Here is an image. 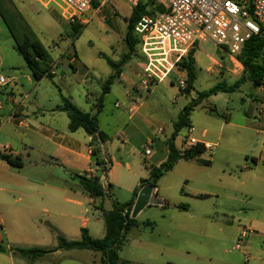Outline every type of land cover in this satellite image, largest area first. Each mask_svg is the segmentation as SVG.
<instances>
[{
	"label": "rangeland",
	"instance_id": "374dc122",
	"mask_svg": "<svg viewBox=\"0 0 264 264\" xmlns=\"http://www.w3.org/2000/svg\"><path fill=\"white\" fill-rule=\"evenodd\" d=\"M13 1L33 35L51 55L52 68L55 72L53 79L44 78L36 82L23 58L14 49L7 28L1 23V30L6 32L11 43L7 45L0 36V49L7 53L11 50L10 46L13 48L10 52L19 64L14 70L15 74L20 78L25 91L30 94L25 102L26 114L22 119L28 126L39 128V125H43L65 132L69 127V120L67 114L61 111L63 98L69 99L83 112L95 115L97 101L103 92L102 86L113 74L102 55L119 62L129 53L125 36L132 14L131 8L124 0H109L100 8V14L94 17H91V13L88 14L91 21L83 25V32L73 41L71 22L62 17L59 1L55 0L53 3H49V0ZM208 49L207 47V53L201 50L195 53L196 81L189 94L181 93L175 76H172L166 82L153 87L150 94H143L137 98L135 103L140 107L133 117L128 113L131 104L129 98L134 95L133 92L139 84L144 57L138 51L131 55L123 68V75L114 82L109 94L104 97L103 111L98 116L101 131L108 136L106 150L113 161L119 163L114 171L115 179L121 180L124 186L115 185L111 189V197L97 200L96 206L103 201L104 207L110 210L114 201L120 204L131 201L133 194L128 184L132 183V178L139 181L147 180L151 171L159 168L168 158L166 141L173 135L174 123L177 122L180 112L197 100L200 93L222 84L233 85L243 78L244 67L241 64L231 62L225 52L214 53ZM71 56L75 57L74 62ZM57 63L60 64L59 70H62V73L55 71ZM117 103L120 104V108H116ZM261 107H264V86L256 87L246 83L235 92L221 91L195 108L191 114L192 126L196 129L194 135L198 136V133L205 129L211 130L210 139L218 143L214 154L221 165L208 169L200 167L195 161L176 162L174 168L157 182L159 196L168 202L169 208L146 207L139 213L136 218L139 227L129 232L127 241L119 252L122 261L142 264H184L179 251L180 246L184 247V242L190 240L206 243L205 236L201 234L202 224L208 222L197 217L194 225L182 230L181 225L185 224L184 218L187 215L177 211L176 207L189 206L192 211L202 215L210 213L218 202H225L227 209L235 211V206L239 203L232 199L221 196L219 199L214 197L200 200L194 195L211 191L212 188L205 183L221 176L222 169H225L227 176L230 175L229 180L235 186H239L246 174L254 172L252 158L264 155V116L258 117ZM212 109L226 115L231 123L224 127L220 138V126L222 122L226 123V120L211 115ZM159 127L166 128V134L155 141L156 130ZM16 132L36 150L21 151L24 167L12 169V174L18 179L10 186L14 192L6 196L12 209L2 208L5 223L0 224V244L8 248L57 251L34 263L14 253L0 254V264H101L99 253L57 249L58 235L69 241L81 240V225L85 219H89L90 222L88 226L90 235L96 239H103L105 223L100 211L90 203L89 195L79 187L78 181L73 179L64 166L48 158H45L46 162H41L38 146L43 142L42 137L31 134L24 138L21 136L22 129L16 128ZM82 132L85 131L81 130L80 133ZM187 134V128L180 131L175 141L177 148L183 150ZM147 138L153 139L155 153L153 157L145 155L143 143ZM125 156H129L127 161ZM201 158L209 159L205 154ZM131 160L136 163L133 164ZM127 162L131 163L130 169H127ZM226 162L230 164L229 167L222 166ZM246 165L248 170H245ZM26 177L40 180L41 183L36 182L33 185L38 191H52L51 186L64 190L68 188L69 192L71 191L69 198L79 199L84 205L78 207L65 202L59 203L48 197L45 200L39 196L29 198V195H33L31 189L21 184ZM42 181L45 182L44 185ZM45 209L49 214L45 213ZM147 222L154 223L153 230L145 226ZM230 230L234 235V229ZM211 234L216 235L214 232ZM218 238L225 241L229 235H219ZM232 245H226L224 249L231 250ZM235 254L216 253L219 262L215 264H222V260L228 261L229 256ZM201 264L210 262L205 261Z\"/></svg>",
	"mask_w": 264,
	"mask_h": 264
},
{
	"label": "crops",
	"instance_id": "0c3cea01",
	"mask_svg": "<svg viewBox=\"0 0 264 264\" xmlns=\"http://www.w3.org/2000/svg\"><path fill=\"white\" fill-rule=\"evenodd\" d=\"M21 2V0H19ZM132 12V9H131ZM100 14V10L94 9L91 12V17ZM3 23L0 19V25ZM0 28V36L2 40L10 45V39ZM10 35V34H9ZM11 37V36H10ZM12 39V38H11ZM13 40V39H12ZM8 50L7 53L0 49V76H4L8 80V85L5 87L0 86V153L11 155L13 157H20L22 159L21 151L25 150H36L32 147L31 143L23 140L20 137V133L17 134V129H22V135L24 138H28L31 134H35L42 137L43 142L38 146V151L41 154V162H46L45 158H48L52 162L60 163L69 172L70 175L75 176H86L88 178L100 177V182L104 187L112 185L124 186L121 180L115 179V168L119 164L111 158L106 150V144L100 145L99 143H94L92 137L87 135L86 132L80 129L74 133L69 131V127L65 132H59L56 129L46 128L43 125H39V128L33 127L31 125L23 126L21 121H24L22 117H25L26 106L25 102L29 99L30 94L25 91L24 85L21 84L20 78L16 76L15 68H18V60L12 56L13 51ZM72 57V61H75V57ZM196 59V57H195ZM216 63L215 61L213 62ZM56 64V63H54ZM58 64V63H57ZM216 65V64H215ZM60 64L56 67L55 71L62 73L59 70ZM123 75V73H122ZM121 75V76H122ZM135 96V95H134ZM135 98V97H134ZM131 104L133 103L132 96L129 98ZM137 100V99H136ZM130 104V105H131ZM140 107V106H139ZM138 107V110H139ZM211 115L215 117H223L226 120L222 122L220 126L219 138L222 135L224 127L231 125L229 118L220 113L218 116L215 113L210 112ZM135 116V115H134ZM133 117V116H130ZM69 120V119H68ZM194 127V126H193ZM195 128V127H194ZM211 130L205 129L196 136L202 143L214 145V151L218 148V143L210 139L212 137ZM166 134V128L159 127L156 130L155 141L161 136ZM19 135V136H18ZM152 138H147L143 143L144 149L147 142ZM125 143L127 140L124 141ZM154 145V144H153ZM168 148V147H167ZM98 150V159L108 162L107 171L104 174L100 173V170L96 164V158L93 156V151ZM207 155V153H204ZM155 155L153 153L152 157ZM126 161L129 156H125ZM210 162L209 166H202L204 168L213 169L214 167L221 165L219 160L216 158V154L213 152V157L210 159H204ZM23 161V160H22ZM167 159L164 161L166 162ZM253 165H255L254 172L252 174H246L240 181L239 186H235L230 180V175L226 174L225 169H222V175L214 177V181L205 183L208 184L212 190L207 191L206 194L197 193L194 195L195 198L200 200H206L210 198L219 199L221 196L225 199H232L237 201L239 204L235 206V211L232 212L226 207L225 202H218L210 213L198 214L192 211L189 206L187 209H179L176 207L177 211L187 215L184 218L185 224L181 225L182 230H187L190 225L195 224L197 217L205 219L208 224H202V236H205L207 242L201 243L198 241H185L184 247L180 246V254L182 255V260L184 264H201L202 262L209 261L210 264H215L219 262L216 253H222V255H229L232 252L236 253L234 256H229L228 261H223L222 264H264V155L259 158H252ZM133 164L136 162L131 160ZM36 165H38L36 163ZM131 163L127 162V169H130ZM223 167H229L228 162L222 164ZM24 167V162H23ZM155 168V167H154ZM12 169H15L0 157V224L4 225L5 220L2 217V208L11 210L10 201L7 199V194H12L14 191L10 188L12 183L18 179L14 174H12ZM22 169V168H21ZM248 166H245V170H248ZM149 179V178H148ZM143 180V179H142ZM139 179L132 178V183L128 188L134 194V191L139 188L141 181ZM40 180L36 181L35 178L26 177L21 181V184L25 188L31 189L33 195H29V198H35L39 196L42 200L52 199L56 202H65L67 204H73L75 206H83L84 203L79 199L69 198L68 188H58L52 187V191L43 192L38 191L33 185ZM42 185L45 182L42 181ZM29 184V185H28ZM202 184V182H200ZM157 192L155 193L161 200L165 202L164 206H156L161 209L169 208L168 202L161 196H159L160 189L155 188ZM56 191V192H55ZM223 193H226L224 195ZM6 194V195H5ZM74 195H80L73 193ZM200 195H206L207 198H199ZM32 196V197H30ZM84 194H82V197ZM90 197V196H89ZM20 200V199H19ZM98 199L90 197V203L96 206ZM153 207V206H148ZM36 211V210H35ZM45 213L49 214V211L45 209ZM64 215V213L61 212ZM199 215V216H197ZM67 216V215H66ZM89 219H85L82 223V229H87L89 226ZM244 228H249L252 232L247 237L246 241L243 243L240 250L235 249V246L239 240V237ZM196 229V228H195ZM230 229H234V235ZM206 230V231H204ZM210 230V233H208ZM192 231V229H190ZM214 232L216 235L211 234ZM229 235V238L225 241L221 240L219 235ZM232 242L234 244L232 245ZM226 245H232V249H224ZM229 253V254H227ZM7 254V253H0Z\"/></svg>",
	"mask_w": 264,
	"mask_h": 264
},
{
	"label": "trees",
	"instance_id": "16d2710c",
	"mask_svg": "<svg viewBox=\"0 0 264 264\" xmlns=\"http://www.w3.org/2000/svg\"><path fill=\"white\" fill-rule=\"evenodd\" d=\"M97 8L98 4L95 3ZM163 10L156 6L154 0H145L132 10V14L127 24V33L125 36L126 44L129 48V53L124 55V58L115 62L106 55L102 57L107 61V64L112 69L113 74L104 82L103 92L96 104V114L85 113L79 109L69 99L63 98V106L61 111L65 112L69 119V131L74 133L83 129L87 135L92 137L94 143L104 145L108 141L106 133L101 131L99 126L98 116L103 111L104 97L109 94L111 86L114 82L121 78L123 68L139 48V41L134 35V28L139 20L145 16H155ZM0 19L7 28L11 38L13 39L14 49L23 58L26 67L31 72L33 79L40 82L44 78L53 79L55 72L52 68L53 59L40 41L33 35L32 30L23 18L21 11L18 9L13 0H0ZM72 38L75 41L83 32L84 26L77 23H71ZM74 46V43H73ZM74 55V54H73ZM239 63L244 67V76L241 80L233 85H218L210 91L199 94L197 100H194L189 106H186L179 114L178 120L174 123V132L170 139L166 141L168 147V158L159 168L151 171L150 177L147 180H142L139 188L134 191L133 199L125 204H120L117 201L113 202L112 209L107 210L104 207L103 201L97 206L101 213V217L105 223V236L103 239L92 237L87 229H82V238L79 241H69L65 237L58 235V250L63 251H93L101 254V264H142L133 263L130 261H122L119 252L125 242L129 232L139 227L136 219L132 218V212L137 199L138 193L146 185H154L157 188V182L164 175L169 173L176 162L179 160L195 161L199 165L209 166L210 162L201 158L205 153L203 146H197L193 149H179L175 145L176 138L183 128L192 126L191 114L195 108L204 100L223 92H235L241 88L243 84L251 83L253 86H264V37H253L246 42L242 52L238 55ZM183 68L187 70L188 82L187 88L181 90L182 94H189L193 90L194 82L196 81V59L194 52L191 53L189 60L183 63ZM212 113L220 116L216 109L211 110ZM98 150L93 151V156L96 158V164L101 174L107 171L108 162L98 159ZM2 160L7 162L14 168H23V161L20 157H13L4 153H0ZM73 179L78 181L79 187L88 194L91 198L105 200L106 197H111L112 185L104 187L100 182V177L88 178L86 176H73ZM199 198H207L206 195H200ZM179 209H187V206L177 207ZM146 227L154 228V223L147 222ZM57 250H44L39 248H8L0 244V253H14L20 257L27 259L31 263L43 260Z\"/></svg>",
	"mask_w": 264,
	"mask_h": 264
},
{
	"label": "built area",
	"instance_id": "2783aa9c",
	"mask_svg": "<svg viewBox=\"0 0 264 264\" xmlns=\"http://www.w3.org/2000/svg\"><path fill=\"white\" fill-rule=\"evenodd\" d=\"M53 3L55 0H49ZM62 17L81 25L91 20L88 14L94 9L107 4L109 0H57ZM133 10L145 0H124ZM163 11L155 16H143L134 28V35L139 41L138 52L144 57L140 81L133 92V103L128 108L130 116L138 112L136 99L143 94H150L152 88L170 77L181 90L187 88L188 73L183 63L189 60L191 53L197 51L225 52L230 61L240 65L238 55L246 42L253 37H264V0H154ZM98 7L95 8L94 4ZM211 59L214 58L211 56ZM8 85V80L0 76V86ZM135 97V98H134ZM120 108V104L115 105ZM264 116L261 107L258 117ZM21 125L27 126L24 121ZM196 129L191 126L184 138L183 149L203 146L205 153L213 157L214 145L202 143L195 135ZM154 153L153 142L145 146V155ZM156 193L157 190L154 189ZM252 231L244 228L235 246L240 250Z\"/></svg>",
	"mask_w": 264,
	"mask_h": 264
},
{
	"label": "water",
	"instance_id": "95a60500",
	"mask_svg": "<svg viewBox=\"0 0 264 264\" xmlns=\"http://www.w3.org/2000/svg\"><path fill=\"white\" fill-rule=\"evenodd\" d=\"M154 185L144 186L138 193L132 212V218L136 219L139 213L148 206H164L165 202L154 193Z\"/></svg>",
	"mask_w": 264,
	"mask_h": 264
}]
</instances>
